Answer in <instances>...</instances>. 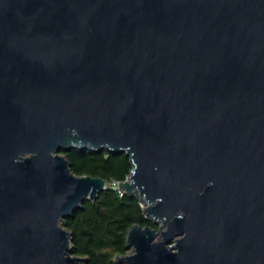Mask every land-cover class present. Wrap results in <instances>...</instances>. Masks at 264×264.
Listing matches in <instances>:
<instances>
[{
    "label": "water",
    "instance_id": "95a60500",
    "mask_svg": "<svg viewBox=\"0 0 264 264\" xmlns=\"http://www.w3.org/2000/svg\"><path fill=\"white\" fill-rule=\"evenodd\" d=\"M77 147L131 160L124 264H264V0H0V264H86Z\"/></svg>",
    "mask_w": 264,
    "mask_h": 264
},
{
    "label": "trees",
    "instance_id": "16d2710c",
    "mask_svg": "<svg viewBox=\"0 0 264 264\" xmlns=\"http://www.w3.org/2000/svg\"><path fill=\"white\" fill-rule=\"evenodd\" d=\"M78 175L101 176L109 188L96 200L85 199L81 207L65 217L62 225L71 232L72 254L86 258V264H124L117 257L125 255L128 230L134 224L157 226L144 215L140 200L112 187L113 180L124 181L133 167L125 152L108 148H72L63 150Z\"/></svg>",
    "mask_w": 264,
    "mask_h": 264
},
{
    "label": "built area",
    "instance_id": "2783aa9c",
    "mask_svg": "<svg viewBox=\"0 0 264 264\" xmlns=\"http://www.w3.org/2000/svg\"><path fill=\"white\" fill-rule=\"evenodd\" d=\"M111 183H112V187H114V188H116V189H118L119 191H121V192L124 193V190L120 188V183H119L118 181L113 180V182H111ZM108 185H109V184H108Z\"/></svg>",
    "mask_w": 264,
    "mask_h": 264
},
{
    "label": "rangeland",
    "instance_id": "374dc122",
    "mask_svg": "<svg viewBox=\"0 0 264 264\" xmlns=\"http://www.w3.org/2000/svg\"><path fill=\"white\" fill-rule=\"evenodd\" d=\"M128 253H129V254H131V253H132V251H130V250H129V251H128Z\"/></svg>",
    "mask_w": 264,
    "mask_h": 264
}]
</instances>
